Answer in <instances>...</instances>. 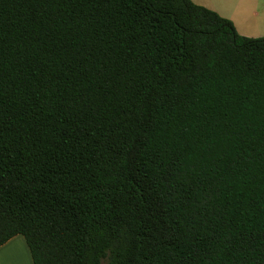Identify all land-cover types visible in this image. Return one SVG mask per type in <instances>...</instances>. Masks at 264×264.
Here are the masks:
<instances>
[{
  "label": "trees",
  "instance_id": "obj_1",
  "mask_svg": "<svg viewBox=\"0 0 264 264\" xmlns=\"http://www.w3.org/2000/svg\"><path fill=\"white\" fill-rule=\"evenodd\" d=\"M33 264H264V37L190 0H0V247Z\"/></svg>",
  "mask_w": 264,
  "mask_h": 264
},
{
  "label": "crops",
  "instance_id": "obj_2",
  "mask_svg": "<svg viewBox=\"0 0 264 264\" xmlns=\"http://www.w3.org/2000/svg\"><path fill=\"white\" fill-rule=\"evenodd\" d=\"M232 22L237 33L264 37V0H190ZM0 264H33L24 238L17 235L0 247Z\"/></svg>",
  "mask_w": 264,
  "mask_h": 264
},
{
  "label": "rangeland",
  "instance_id": "obj_3",
  "mask_svg": "<svg viewBox=\"0 0 264 264\" xmlns=\"http://www.w3.org/2000/svg\"><path fill=\"white\" fill-rule=\"evenodd\" d=\"M102 264H104V262Z\"/></svg>",
  "mask_w": 264,
  "mask_h": 264
}]
</instances>
